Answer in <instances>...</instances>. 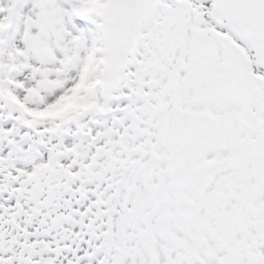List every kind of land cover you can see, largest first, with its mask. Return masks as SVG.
<instances>
[{"label":"snow or ice","instance_id":"obj_1","mask_svg":"<svg viewBox=\"0 0 264 264\" xmlns=\"http://www.w3.org/2000/svg\"><path fill=\"white\" fill-rule=\"evenodd\" d=\"M0 264H264V0H0Z\"/></svg>","mask_w":264,"mask_h":264}]
</instances>
